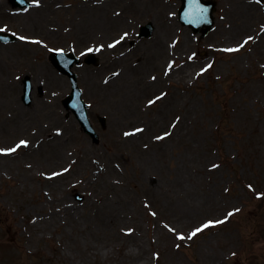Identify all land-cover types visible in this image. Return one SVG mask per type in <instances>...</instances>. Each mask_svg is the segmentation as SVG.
Returning <instances> with one entry per match:
<instances>
[{
	"label": "rangeland",
	"instance_id": "rangeland-1",
	"mask_svg": "<svg viewBox=\"0 0 264 264\" xmlns=\"http://www.w3.org/2000/svg\"><path fill=\"white\" fill-rule=\"evenodd\" d=\"M68 1L26 30L95 49L76 71L101 140L63 114L71 84L44 48L0 45V264H264V4L216 0L201 38L180 0Z\"/></svg>",
	"mask_w": 264,
	"mask_h": 264
},
{
	"label": "snow or ice",
	"instance_id": "snow-or-ice-1",
	"mask_svg": "<svg viewBox=\"0 0 264 264\" xmlns=\"http://www.w3.org/2000/svg\"><path fill=\"white\" fill-rule=\"evenodd\" d=\"M0 31H3V29H0ZM21 39H24V37H21ZM117 43H119V41H117ZM245 43H247V41L245 42ZM114 45H109V47H113ZM241 47H243V45H241ZM239 49H226V51H229V52H232V51H238ZM89 51H91V49L89 50ZM157 99H159V97H157ZM150 103H153L152 101H150ZM137 131H140L139 129L137 130ZM126 135H128L127 133H126ZM158 139H162V137H158ZM21 144H25L26 142L25 141H21L20 142ZM17 147H19V145H17ZM16 149L15 148H13V149H9L8 151H10V152H14ZM229 215H231V213H229ZM224 221H216V223H223ZM209 225L208 224H205L203 227L204 228H207ZM200 231H202V229H200V228H197L195 231H193L190 235H189V237H188V239H191L193 236H195L198 232H200ZM178 239H181V240H183L184 239V237L183 236H180V237H178Z\"/></svg>",
	"mask_w": 264,
	"mask_h": 264
}]
</instances>
